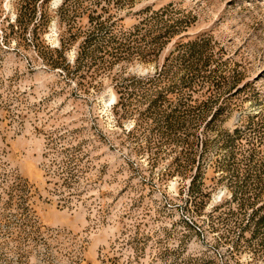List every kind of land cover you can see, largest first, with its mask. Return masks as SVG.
Wrapping results in <instances>:
<instances>
[{
  "label": "rangeland",
  "instance_id": "1",
  "mask_svg": "<svg viewBox=\"0 0 264 264\" xmlns=\"http://www.w3.org/2000/svg\"><path fill=\"white\" fill-rule=\"evenodd\" d=\"M0 0V264H264V0Z\"/></svg>",
  "mask_w": 264,
  "mask_h": 264
},
{
  "label": "water",
  "instance_id": "2",
  "mask_svg": "<svg viewBox=\"0 0 264 264\" xmlns=\"http://www.w3.org/2000/svg\"><path fill=\"white\" fill-rule=\"evenodd\" d=\"M62 1H63V0H58V1L55 0V1H54V6H58Z\"/></svg>",
  "mask_w": 264,
  "mask_h": 264
},
{
  "label": "bare ground",
  "instance_id": "3",
  "mask_svg": "<svg viewBox=\"0 0 264 264\" xmlns=\"http://www.w3.org/2000/svg\"><path fill=\"white\" fill-rule=\"evenodd\" d=\"M58 1V0H57Z\"/></svg>",
  "mask_w": 264,
  "mask_h": 264
}]
</instances>
